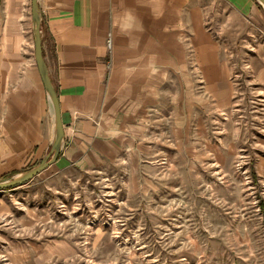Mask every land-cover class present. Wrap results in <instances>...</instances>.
<instances>
[{"label":"rangeland","instance_id":"1","mask_svg":"<svg viewBox=\"0 0 264 264\" xmlns=\"http://www.w3.org/2000/svg\"><path fill=\"white\" fill-rule=\"evenodd\" d=\"M226 14L243 29L227 51L232 99L175 79L145 136L106 165L1 189L0 264H264V12Z\"/></svg>","mask_w":264,"mask_h":264},{"label":"crops","instance_id":"2","mask_svg":"<svg viewBox=\"0 0 264 264\" xmlns=\"http://www.w3.org/2000/svg\"><path fill=\"white\" fill-rule=\"evenodd\" d=\"M218 1L206 17L204 0H38L42 55L63 128L56 159L39 174L115 159L145 136L175 79L231 100L240 67L227 51H238L230 42L243 29L233 31L226 10L248 23L264 8L257 0ZM254 80L264 94V74ZM54 136L34 57L31 0H0V178L39 163ZM3 204L0 194V214Z\"/></svg>","mask_w":264,"mask_h":264},{"label":"water","instance_id":"3","mask_svg":"<svg viewBox=\"0 0 264 264\" xmlns=\"http://www.w3.org/2000/svg\"><path fill=\"white\" fill-rule=\"evenodd\" d=\"M264 8V0H257ZM31 19L33 23V35H34V57L36 65L38 67L44 88L48 94L49 100L54 113L55 119V136L50 146V151L39 163L33 167L21 172L18 175L6 178H0V190L12 188L23 184L30 180L32 177L42 171L49 162L56 159L61 140L63 138V128L60 118L59 104L57 100L56 91L51 83V80L47 73V68L42 55L40 24H41V12L38 4V0H31Z\"/></svg>","mask_w":264,"mask_h":264}]
</instances>
